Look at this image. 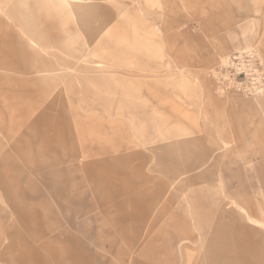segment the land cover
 <instances>
[{
    "label": "rangeland",
    "instance_id": "1",
    "mask_svg": "<svg viewBox=\"0 0 264 264\" xmlns=\"http://www.w3.org/2000/svg\"><path fill=\"white\" fill-rule=\"evenodd\" d=\"M226 213L264 236V0H0V264H198Z\"/></svg>",
    "mask_w": 264,
    "mask_h": 264
},
{
    "label": "crops",
    "instance_id": "2",
    "mask_svg": "<svg viewBox=\"0 0 264 264\" xmlns=\"http://www.w3.org/2000/svg\"><path fill=\"white\" fill-rule=\"evenodd\" d=\"M23 12V16L26 15L25 11H27L28 6L26 4H20V8ZM3 23V22H1ZM4 24V23H3ZM123 112L125 110H122ZM110 115V114H109ZM130 117V116H129ZM191 140V142H188V147L192 145H198L200 143V140H196L197 143L195 144ZM186 149V142L183 143V150ZM205 154L206 150L202 149ZM120 150H117V154H121L118 152ZM102 154H107L106 151H102ZM185 155V154H183ZM186 158V157H185ZM183 159V164L187 163L188 167L178 173L175 174L174 170L172 171V180L175 177L187 174L189 172H192L194 170H198L200 168V165L197 164V161L195 159L194 162L190 163L189 159ZM169 169H167L168 171ZM210 176L209 173H202L198 175H193L189 179H187L190 184H199V182L206 181V179ZM175 181V179H174ZM231 179H228V181H224L222 175H217V184L219 186V190L222 191L223 185L231 188ZM250 186H253L251 182H249ZM173 185L166 184L162 186L161 190L158 191V193L162 194L160 196V200L156 199L154 200V197L152 196L149 202H159L162 201L164 196H166L169 189H171ZM164 194V195H163ZM233 197L236 198V193L233 194ZM248 203L250 202L249 199L247 200ZM226 204V203H225ZM227 205V204H226ZM229 219L227 221H223L222 218H219L215 223L216 225L213 227V232L211 234L203 233L202 240L205 239L208 241L209 245L208 248H205L203 253V260L198 262V264H264V252H263V243H264V236L258 235L253 228L248 227L246 224H243V221L235 216L232 213H226ZM220 215L222 216L223 213L221 212ZM247 218L250 219L251 215L250 213H247ZM206 222H211L212 220L209 219V217H205ZM152 223V222H151ZM150 223L149 226V232L151 234V227L152 224ZM185 239H190L187 236H184L183 234H178L176 237H172L167 243H166V264H174V254L181 251L182 246L180 242H182ZM159 241L155 238H153L151 235L149 237V248L155 246ZM147 247V248H148ZM141 260L136 261L133 264H158L159 257H157V254L155 252H148L145 249V252L139 255V259Z\"/></svg>",
    "mask_w": 264,
    "mask_h": 264
}]
</instances>
